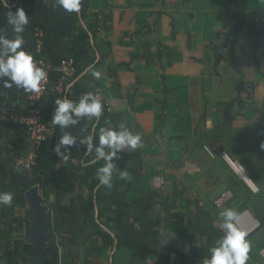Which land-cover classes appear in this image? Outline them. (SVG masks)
<instances>
[{
    "label": "crops",
    "instance_id": "1",
    "mask_svg": "<svg viewBox=\"0 0 264 264\" xmlns=\"http://www.w3.org/2000/svg\"><path fill=\"white\" fill-rule=\"evenodd\" d=\"M53 3L0 5V30L10 39L7 11L25 10L23 48L34 53L41 32L50 67L40 107L49 113L51 134L42 156L56 159L53 166L43 161L48 168L37 193L48 241L34 262L35 213L25 196L22 264H203L190 243L209 255L222 236L218 213L225 208L235 209L238 226L249 232L247 264H264V0H82L79 13ZM63 60H72L76 73L62 80ZM89 65L102 72L100 80L84 71ZM88 91L104 106L97 123H123L143 140L142 148L114 161L132 179L114 173L112 188L103 187L98 201L83 180L90 176L85 157L94 154H84L81 145L62 162L52 151L61 135L51 124L54 100H77ZM28 94L0 83V178L23 191L25 172L4 166L15 167V154L34 151L27 130L8 119L10 110L25 114ZM92 128L85 119L65 131L84 136ZM204 146L225 157L210 158ZM92 208L93 218L103 213L99 227L114 239L111 251L88 216ZM11 255V246L0 244V260Z\"/></svg>",
    "mask_w": 264,
    "mask_h": 264
},
{
    "label": "clouds",
    "instance_id": "2",
    "mask_svg": "<svg viewBox=\"0 0 264 264\" xmlns=\"http://www.w3.org/2000/svg\"><path fill=\"white\" fill-rule=\"evenodd\" d=\"M81 2L82 0H54L53 7L59 6L69 13H79ZM8 4L9 0H0L3 7L8 8ZM6 20L12 28L14 38H8L3 34V30H0V83L4 88L15 86L26 93L42 94L45 90L43 85L49 80L48 74L23 48L25 40L21 34L29 24V16L22 7H18L15 12L7 11ZM84 71L90 73L94 80H100L102 77V72L94 65H89ZM54 104L51 124L53 128L59 127L61 133L58 143L52 149L57 158L62 162L67 161L71 157L70 150L73 147L79 149L83 145L86 155L94 154V158L88 161L89 165L104 162L96 169L99 185L111 189L114 173L120 180L132 179L131 174L118 168L114 161L119 160L118 154L125 150L134 151L143 147L139 133H133L123 123L116 128L101 127L98 130V143H94L97 138L94 124L91 133L84 136L65 131L76 127L85 119L88 122L98 121L103 115L104 106L101 99L92 91L82 93L77 100L57 97ZM261 147L264 148V144H261ZM13 198L12 192H0V206H11ZM239 215L233 208H225L218 213L222 236L209 247V256L203 260V264H247L251 241L246 238L249 232L238 226ZM202 239L207 242V237Z\"/></svg>",
    "mask_w": 264,
    "mask_h": 264
},
{
    "label": "trees",
    "instance_id": "3",
    "mask_svg": "<svg viewBox=\"0 0 264 264\" xmlns=\"http://www.w3.org/2000/svg\"><path fill=\"white\" fill-rule=\"evenodd\" d=\"M88 32H90L93 36L96 35L91 30V27H88ZM28 104V99L26 101ZM39 109L43 118V122L48 124L49 117L43 111V109L40 107ZM92 124H95V128L97 131V138L94 139V143H98V130L101 127H106V125L103 122L97 123L96 121H92ZM15 126V125H13ZM24 133V132H23ZM45 144V143H44ZM43 144V145H44ZM36 152V164L32 168L33 172L32 175L29 172H25L26 175V188H31L33 186H38L41 183V172H45L47 170V166L43 164V161L46 163L50 161V166H53L54 161L56 158H53L52 160H49V158H45L42 156L43 146ZM1 152V151H0ZM82 152H84V146L82 148ZM85 154V153H84ZM134 155H137L136 152H134ZM18 155L15 154L13 156L17 157ZM91 160L90 157H85V163H88V161ZM12 161V160H11ZM103 161H99L95 165H89L87 166V170L90 174L89 178H83L84 183L86 185V188L88 190V193L90 194L91 200L94 201L96 199L98 201L99 191L103 189V186L99 185V181L96 178V169L99 166L103 165ZM4 168L7 171L10 172H20V169H17L11 165V162L9 165L5 164ZM31 170V171H32ZM2 181V180H1ZM0 181V192H12L13 193V202L11 206H0V244L6 243L7 239L11 244V254L12 256L7 261H0V264H22L23 261V252H24V235H25V222L23 218V210L26 207V200H25V191L21 189H16L11 186H5L2 184L3 182ZM88 216L91 218L93 224L97 226V228L100 231V238L102 240L103 249L106 251H111L114 246V239L111 237V234L108 231L103 230L101 227V218L103 217V213L101 210H99L98 217L93 218L94 216V210L93 208L89 210ZM99 221V225L96 223ZM100 226V227H99ZM13 235V236H12ZM191 244V253L194 257L197 259H205L209 255L206 254L204 251L198 249L193 242Z\"/></svg>",
    "mask_w": 264,
    "mask_h": 264
},
{
    "label": "built area",
    "instance_id": "4",
    "mask_svg": "<svg viewBox=\"0 0 264 264\" xmlns=\"http://www.w3.org/2000/svg\"><path fill=\"white\" fill-rule=\"evenodd\" d=\"M42 46H43V34L38 32L36 34V45L35 52L25 50L30 53L34 60L39 66L44 67L48 74L49 80L43 85L44 91L42 94L29 93L28 94V104L26 107L25 114H17L15 110H10L8 113L9 121L15 125L20 126L27 130L30 139L34 142V151L27 156H19L13 160V165L24 172H30L36 164V152L40 150L42 145L46 142L47 138L51 134V128L48 124L43 122V118L39 109V104L42 102L49 90L50 81V67L47 61L42 56ZM60 73L62 80L73 76L76 73V67L72 60H63L60 63ZM204 152L210 157L214 158L219 155L225 157L223 152L211 151L208 147H203ZM161 184L162 180H158ZM225 195L216 201V205H220ZM259 255L264 257V247L261 249Z\"/></svg>",
    "mask_w": 264,
    "mask_h": 264
},
{
    "label": "water",
    "instance_id": "5",
    "mask_svg": "<svg viewBox=\"0 0 264 264\" xmlns=\"http://www.w3.org/2000/svg\"><path fill=\"white\" fill-rule=\"evenodd\" d=\"M27 201L34 211V225L36 226L31 236V242L34 245V253L38 252L42 254V247L44 242L47 240V226L44 221V210L40 206V198L37 194V187L31 188L25 194Z\"/></svg>",
    "mask_w": 264,
    "mask_h": 264
},
{
    "label": "rangeland",
    "instance_id": "6",
    "mask_svg": "<svg viewBox=\"0 0 264 264\" xmlns=\"http://www.w3.org/2000/svg\"><path fill=\"white\" fill-rule=\"evenodd\" d=\"M34 170V169H33ZM33 170L32 171H30L29 173L32 175V172H33ZM0 181H1V178H0ZM2 182V181H1ZM3 184V183H2ZM6 184V183H5ZM33 187H37V193H40L41 191H39L40 189L38 188L39 187V185L38 186H33ZM33 187H31V188H33ZM31 188H28V190H26V192L27 191H29ZM25 192V193H26ZM23 214V213H22ZM46 217V216H45ZM46 223H47V221H46ZM35 227L36 226H34L33 227V230L35 229ZM56 232V230H54L53 229V232L52 233H55ZM56 234V233H55ZM13 236V235H12ZM24 240H25V235H24ZM27 241V240H26ZM46 241H48V237H47V240ZM10 245L11 246V244H10V242L8 241V239H7V241H6V243H3V245ZM43 246H44V244H43ZM45 253H44V251H42V254H40V253H38V252H36V253H32V256H33V258H34V262H38L41 258H42V255H44ZM3 255V254H2ZM12 256V255H11ZM1 261V260H0ZM2 262H3V260H2Z\"/></svg>",
    "mask_w": 264,
    "mask_h": 264
}]
</instances>
